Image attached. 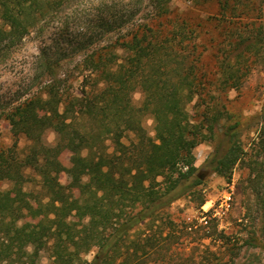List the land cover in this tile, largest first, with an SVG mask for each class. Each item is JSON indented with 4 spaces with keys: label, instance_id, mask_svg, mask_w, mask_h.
Wrapping results in <instances>:
<instances>
[{
    "label": "trees",
    "instance_id": "obj_1",
    "mask_svg": "<svg viewBox=\"0 0 264 264\" xmlns=\"http://www.w3.org/2000/svg\"><path fill=\"white\" fill-rule=\"evenodd\" d=\"M78 1L0 0V61ZM217 1L223 25L191 8L179 12L171 0L117 7L75 47L83 56L71 72L59 74L57 65L68 54L51 62L43 52L42 91L6 115L14 136H25L31 145L23 158L12 149L0 151V183L14 186L0 191V264H40L42 251L49 252L51 264H217L181 260L180 252L201 229L167 213L197 170L198 145L215 144L211 165L228 179L243 160V122L220 99L264 67V0L256 9L245 0ZM236 1L243 6L232 7ZM250 11L259 17L247 19ZM209 28L219 34L208 35ZM223 36L228 48L221 45ZM139 88L145 100L136 109L131 95ZM143 110L154 117L155 139L146 136ZM250 120L262 150L264 104ZM48 129L56 133L54 146L43 143ZM125 131L138 138L131 148L121 142ZM64 151L75 154L67 183L61 177ZM27 168L40 176L45 198L24 191ZM200 183L196 178L194 186ZM215 233L203 231L204 237ZM249 245L264 244L254 238Z\"/></svg>",
    "mask_w": 264,
    "mask_h": 264
},
{
    "label": "rangeland",
    "instance_id": "obj_2",
    "mask_svg": "<svg viewBox=\"0 0 264 264\" xmlns=\"http://www.w3.org/2000/svg\"><path fill=\"white\" fill-rule=\"evenodd\" d=\"M131 1L136 0H79L76 6L50 19L42 29L33 30L19 45L7 53L4 60L0 61V151L12 149L13 153L22 158L28 152L31 141L25 136H14L6 115L18 104L42 91L45 82L43 52L52 56L51 62L62 53L68 54L66 59L57 64L59 74L74 71L83 56L80 53L76 54L75 47L96 33V26L101 18L109 17L117 7L126 8ZM236 2L231 6L237 9L244 4ZM171 3L179 12L191 8L193 14L211 18L213 24H217L219 20L221 25L224 24L217 0H171ZM245 3L248 9H256L260 2L245 0ZM250 14L252 16L247 17L249 20L259 17L257 11H250ZM215 34H219L218 31L209 28L208 35ZM112 39H115V36L108 41L111 42ZM221 39L224 40L225 36ZM224 41L221 45L228 48V40ZM81 85V77L75 79L73 88L76 94H80ZM144 100L145 94L140 88L131 95V104L136 109L143 106ZM220 100L231 113L241 117L243 122L241 128L243 160L236 165L231 179H228L214 172L211 165L215 144L206 141L198 145L194 149L197 170L187 182L189 187L183 197L174 202L167 213H170L174 219L194 221L197 223L195 227L201 229L198 228L200 232L197 240L191 242L187 250L180 252L181 260L209 258L217 264H264V245L259 247L249 245L254 238L264 244V165H260L262 161L264 163V149L261 150L257 144V133L252 129L254 121L250 120L251 116L260 112L264 104V67L253 70L239 89L223 93ZM193 106L194 102L189 105L192 113ZM140 116L146 136L155 139L153 115L143 110ZM56 142V133L48 129L43 135V143L54 146ZM121 142L131 148L134 142H138V138L133 132L125 131ZM106 144L108 150L112 152L114 147L111 140H107ZM74 158L75 154L69 151H64L60 156L65 168L61 174L63 183H67L70 179L69 172ZM199 174L204 178L199 185L194 186ZM25 176L24 191L45 198L41 178L34 168H27ZM232 186L233 201L229 211L223 213L221 200L226 192L231 191ZM13 187L12 181L0 183V191L10 190ZM202 199L205 203L200 205ZM203 208L208 210L207 214ZM204 216L205 220H203ZM205 230L216 233L212 237H204ZM137 231V228L132 231L134 238L137 237ZM95 254L96 250H93L85 256V259L90 262ZM50 262L49 252L42 251L40 264H51Z\"/></svg>",
    "mask_w": 264,
    "mask_h": 264
},
{
    "label": "built area",
    "instance_id": "obj_3",
    "mask_svg": "<svg viewBox=\"0 0 264 264\" xmlns=\"http://www.w3.org/2000/svg\"><path fill=\"white\" fill-rule=\"evenodd\" d=\"M231 188V191L229 192H226V194L223 196L222 200H221V204L220 206L223 208V213H226L229 211L230 209V206H231V203L233 201V195H234V188L233 186L230 187ZM204 209V208H203ZM205 213L207 214L208 213V210L204 209ZM216 215V214H215ZM206 217L204 216L203 217V220H205Z\"/></svg>",
    "mask_w": 264,
    "mask_h": 264
},
{
    "label": "water",
    "instance_id": "obj_4",
    "mask_svg": "<svg viewBox=\"0 0 264 264\" xmlns=\"http://www.w3.org/2000/svg\"><path fill=\"white\" fill-rule=\"evenodd\" d=\"M198 178H199L200 180H202V179L204 178V176H203L202 174H199V175H198Z\"/></svg>",
    "mask_w": 264,
    "mask_h": 264
}]
</instances>
